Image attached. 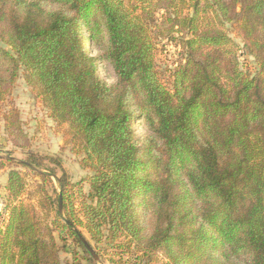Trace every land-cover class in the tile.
<instances>
[{
    "label": "trees",
    "instance_id": "16d2710c",
    "mask_svg": "<svg viewBox=\"0 0 264 264\" xmlns=\"http://www.w3.org/2000/svg\"><path fill=\"white\" fill-rule=\"evenodd\" d=\"M232 23L253 75L240 69ZM180 34L184 59L169 88L153 35ZM100 63L114 83L101 79ZM21 72L91 175L87 193L70 185L59 157L27 150L15 109L4 115L12 145L25 150L18 164L61 172L59 194L46 198L57 214L60 199L65 217L41 228L20 202L22 175L9 169L0 264H60L54 232L95 264L78 227L96 247L146 261L159 253L168 264H264V0H0V104Z\"/></svg>",
    "mask_w": 264,
    "mask_h": 264
},
{
    "label": "rangeland",
    "instance_id": "374dc122",
    "mask_svg": "<svg viewBox=\"0 0 264 264\" xmlns=\"http://www.w3.org/2000/svg\"><path fill=\"white\" fill-rule=\"evenodd\" d=\"M227 35L237 45V56L240 69L248 74L253 75L258 71L254 57L247 51L246 42L242 39L238 26L235 23L228 24L225 28ZM176 41L159 40L153 35L155 44V64L156 70L163 83L170 87L171 75L183 62L184 53L180 45V39L186 35H178ZM98 73L101 79L107 84L115 82L113 71L110 67L104 64H98ZM15 111L18 114L20 127L28 140L27 150H31L41 155H50L59 157L61 166L64 169L70 185L82 183V192L87 193L88 185L84 182L91 175L89 170L81 167L82 155H78L73 150V145L69 142L67 136V126L57 125L49 112L42 105L36 92L26 86L22 72L19 73V78L15 82L13 88L6 96L5 100L0 104V164L4 165L3 173L11 168H15L22 175L25 184V195L20 199V202L31 208L34 218L40 224L41 228L51 229L53 224L56 225L63 222L65 217L63 213L62 203L60 212L57 214L56 206L51 205L46 197L54 199L59 194V185L57 177L61 175L58 169H55L51 164L47 163L42 167L34 168L33 170L19 165V161L25 160V150L21 151L12 145V138L6 132V122L3 116L9 112ZM135 133L142 138V130L139 122L135 124ZM50 168L56 170V177L51 175ZM36 173H41L46 176L45 181ZM1 175V174H0ZM76 188H68L73 198V206L77 217L80 218L77 209L78 197ZM3 194V193H2ZM47 195V196H46ZM6 194L1 195L0 201H4ZM7 212L4 210V205L0 213ZM8 213V212H7ZM3 227V224L0 223ZM78 231L89 242L91 249L94 251L97 261L95 264H168L161 254H153L150 261H146L140 254L130 250L127 253H120L119 250L105 248L104 246L96 247L89 239L86 231L78 227ZM57 246L60 247L59 259L60 264H87L82 260L81 250L74 245L68 235L65 236V243L57 238V233L54 232ZM73 253L76 260H73Z\"/></svg>",
    "mask_w": 264,
    "mask_h": 264
},
{
    "label": "crops",
    "instance_id": "0c3cea01",
    "mask_svg": "<svg viewBox=\"0 0 264 264\" xmlns=\"http://www.w3.org/2000/svg\"><path fill=\"white\" fill-rule=\"evenodd\" d=\"M0 174H1L0 175V197H1V195L6 194V192H5V185H6L7 175H5L3 173V170H0ZM2 204H3V202L0 201V210L2 208ZM1 229H2V227L0 226V230Z\"/></svg>",
    "mask_w": 264,
    "mask_h": 264
},
{
    "label": "water",
    "instance_id": "95a60500",
    "mask_svg": "<svg viewBox=\"0 0 264 264\" xmlns=\"http://www.w3.org/2000/svg\"><path fill=\"white\" fill-rule=\"evenodd\" d=\"M60 206H61V200L59 199V210H60ZM82 243H83L85 249L88 251V253L92 257V259L94 261H97V257L95 255L94 251L91 249V247L86 242H84V241H82Z\"/></svg>",
    "mask_w": 264,
    "mask_h": 264
},
{
    "label": "built area",
    "instance_id": "2783aa9c",
    "mask_svg": "<svg viewBox=\"0 0 264 264\" xmlns=\"http://www.w3.org/2000/svg\"><path fill=\"white\" fill-rule=\"evenodd\" d=\"M8 220V213L7 212H2L0 213V223L3 224L2 229L4 228V226L6 225V222Z\"/></svg>",
    "mask_w": 264,
    "mask_h": 264
}]
</instances>
